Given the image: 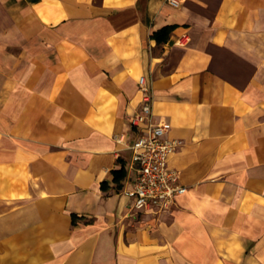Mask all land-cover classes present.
<instances>
[{
    "label": "crops",
    "instance_id": "1",
    "mask_svg": "<svg viewBox=\"0 0 264 264\" xmlns=\"http://www.w3.org/2000/svg\"><path fill=\"white\" fill-rule=\"evenodd\" d=\"M177 1L0 0V264H264V0ZM140 77L187 187L155 215Z\"/></svg>",
    "mask_w": 264,
    "mask_h": 264
},
{
    "label": "built area",
    "instance_id": "2",
    "mask_svg": "<svg viewBox=\"0 0 264 264\" xmlns=\"http://www.w3.org/2000/svg\"><path fill=\"white\" fill-rule=\"evenodd\" d=\"M169 3L173 7L179 5L177 0H169ZM187 43L188 38L177 42L181 46ZM138 82L143 105L141 112L129 119L130 126L138 131L130 145L137 176L134 188L126 190L125 194L135 198L132 211L162 214L169 211L178 196L187 192V187L181 184L179 171L169 167V158L181 142L165 139L167 126L156 119L152 89L145 77H140Z\"/></svg>",
    "mask_w": 264,
    "mask_h": 264
},
{
    "label": "trees",
    "instance_id": "3",
    "mask_svg": "<svg viewBox=\"0 0 264 264\" xmlns=\"http://www.w3.org/2000/svg\"><path fill=\"white\" fill-rule=\"evenodd\" d=\"M172 28L171 27H166L164 29H162L160 32L155 33L153 35V37L155 39H157L159 42H161L162 40H167L169 37V34L171 32ZM120 172L116 171V175H119Z\"/></svg>",
    "mask_w": 264,
    "mask_h": 264
}]
</instances>
